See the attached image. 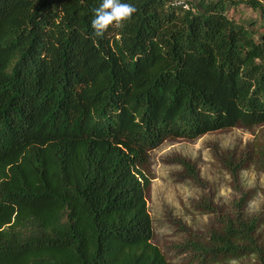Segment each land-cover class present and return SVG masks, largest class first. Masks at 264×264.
<instances>
[{
  "label": "trees",
  "instance_id": "1",
  "mask_svg": "<svg viewBox=\"0 0 264 264\" xmlns=\"http://www.w3.org/2000/svg\"><path fill=\"white\" fill-rule=\"evenodd\" d=\"M122 2L137 12L100 38L102 0H0V264H169L148 153L264 124V0ZM242 5L258 34L228 17ZM254 229L201 251L264 264Z\"/></svg>",
  "mask_w": 264,
  "mask_h": 264
},
{
  "label": "rangeland",
  "instance_id": "2",
  "mask_svg": "<svg viewBox=\"0 0 264 264\" xmlns=\"http://www.w3.org/2000/svg\"><path fill=\"white\" fill-rule=\"evenodd\" d=\"M228 17L257 34L261 28L259 14L244 5ZM142 170L150 179L153 242L169 264H261L257 254L217 262L201 248L219 245L215 238H227V228L242 220L255 222L254 237L264 247V124L166 140Z\"/></svg>",
  "mask_w": 264,
  "mask_h": 264
},
{
  "label": "clouds",
  "instance_id": "3",
  "mask_svg": "<svg viewBox=\"0 0 264 264\" xmlns=\"http://www.w3.org/2000/svg\"><path fill=\"white\" fill-rule=\"evenodd\" d=\"M136 12L134 5L122 0H102L91 21L93 35L103 38L110 27L120 29Z\"/></svg>",
  "mask_w": 264,
  "mask_h": 264
},
{
  "label": "built area",
  "instance_id": "4",
  "mask_svg": "<svg viewBox=\"0 0 264 264\" xmlns=\"http://www.w3.org/2000/svg\"><path fill=\"white\" fill-rule=\"evenodd\" d=\"M171 5L174 7L182 8L183 10H189V0H170Z\"/></svg>",
  "mask_w": 264,
  "mask_h": 264
}]
</instances>
